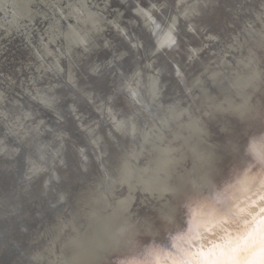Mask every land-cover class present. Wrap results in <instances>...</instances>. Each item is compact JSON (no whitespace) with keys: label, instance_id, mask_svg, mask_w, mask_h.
<instances>
[{"label":"bare ground","instance_id":"1","mask_svg":"<svg viewBox=\"0 0 264 264\" xmlns=\"http://www.w3.org/2000/svg\"><path fill=\"white\" fill-rule=\"evenodd\" d=\"M11 2L26 5L30 0ZM82 2L90 11L96 10V4L103 7L101 0ZM189 2L202 14L190 30L183 15L176 17L181 39L174 54H165L171 48L161 45L170 29L174 37L172 17L180 0H134L133 5L129 0H108L105 15L112 22L106 20L101 25L103 32L93 34L95 44L90 45V52L71 58L62 55L65 49L57 42L62 37L50 21L27 19L23 7L11 28L0 16V60L9 58L16 47L29 49L27 57H32L16 67L21 76L28 73L24 83L22 79L20 85L13 80L9 84L0 77V91L7 97L0 104V217L3 213L16 226V218H22L20 222L24 219L44 228L33 235L32 243L38 245L29 254L31 264H49L59 256L65 238L75 234L82 223L72 208L53 216L39 198L38 178L47 175L43 169L59 164L64 143L66 163H84L80 158L83 150V157L97 167L98 173L78 180L79 207L95 214L99 207L103 211L110 194L122 185L183 178L201 151L203 122L210 117L264 119V0ZM57 19L62 25L77 22L62 10L57 11ZM148 40L152 46L146 51ZM95 65L100 67L93 76L89 67ZM104 82L107 86L100 89ZM160 83L172 95L179 94L178 86L183 88L188 102L164 103L158 91ZM149 89L156 99L146 111L129 102L130 91L144 95ZM137 117L142 118L143 127H138ZM72 124L83 131L85 144L82 136L80 141H71ZM100 124L106 137L109 132L112 135L106 143L98 131ZM250 151L264 157V140L254 141ZM30 169L32 180L27 178ZM261 206L264 172L249 165L230 169L218 186L191 196L185 214L190 219H211L236 208L254 207L259 212ZM50 221L56 227L50 226ZM259 239L249 233L233 245V255L228 256L224 250L232 244L229 237L218 251L210 244L204 259L207 264H238L239 248ZM39 245L43 251L37 249ZM118 264L173 261L152 239L119 257Z\"/></svg>","mask_w":264,"mask_h":264},{"label":"clouds","instance_id":"2","mask_svg":"<svg viewBox=\"0 0 264 264\" xmlns=\"http://www.w3.org/2000/svg\"><path fill=\"white\" fill-rule=\"evenodd\" d=\"M101 4L103 7L96 4V10L90 11L82 0H30L26 5L2 0L0 11L10 28L21 7L29 20L42 17L50 21L62 37L57 41L65 49L62 55L71 58L90 52V45L95 44L93 34L103 32L101 25L106 20L112 22L105 15L108 0H101ZM164 7L161 5V8ZM58 10L66 13L69 19L75 17L76 24H60ZM201 14L189 0H180L176 15L172 17L174 45L165 54H174L180 48L181 36L175 28L176 17L183 15L190 30ZM99 67L90 66L91 75H97ZM153 87H156L155 83ZM164 88L165 85L160 83L158 91L164 103L179 105L188 102L183 88L177 87L178 95L165 92ZM155 99V93L149 89L148 94L137 92L135 96L130 95L129 102L146 111ZM6 100L5 93L0 91V104ZM129 124L132 129L135 128L131 118ZM203 134L205 139L201 143V151L192 169L183 178L134 181L122 185L110 194L103 211L95 214L79 207L78 180L97 173V167L83 157V150L80 151V158L84 163L73 160L66 163L60 159L58 165L43 169L47 175L38 178L41 204L53 216L72 208L82 221L79 230L65 238L60 255L51 259L49 264H118L119 257L133 247L148 244L152 239L159 242L173 264H207L204 253L209 251L210 244L213 250L218 251L231 237L232 244L224 250L226 255L231 256L233 245L239 244L249 233L254 239L259 235L260 239L239 248L236 253L238 264H264V216L260 215L264 213V206L259 212L254 207L236 208L211 219H190L185 214L187 200L197 192L207 193L213 186H218L230 169L251 165L253 169L264 172V157L250 151L254 141L264 140V119L210 117L203 122ZM59 155L58 151L53 160ZM29 172L27 178L32 180L34 174L31 169Z\"/></svg>","mask_w":264,"mask_h":264},{"label":"water","instance_id":"3","mask_svg":"<svg viewBox=\"0 0 264 264\" xmlns=\"http://www.w3.org/2000/svg\"><path fill=\"white\" fill-rule=\"evenodd\" d=\"M129 1L133 5L134 0H129ZM3 15H4V13L2 11H0V16L3 17ZM151 42H152L151 40H148L149 48H147L146 51L150 50V47L152 46ZM33 43H36L35 40H33ZM12 48H14V47H12ZM28 51H29V49L25 50L22 47H16L13 49V52L9 58L4 59L3 57H1L2 59L0 60V77L3 79H7L9 84H10V81L13 80L14 82L17 83V85H20V82L22 81V79H23L22 83H24V80H25L24 75L27 77L28 73H24V75L21 76L17 72L16 67H17V65H24V63L28 62V60L32 58V57H30L28 59V57H27V55H29ZM139 54L142 55L143 53L142 54L139 53ZM105 56L106 55L104 54L103 57H105ZM163 68L167 69V66L163 65ZM106 86H107V82H104L99 86V88L103 89ZM120 100L121 99H119V101ZM119 101H116V103H119ZM79 109H81V111H83V113L86 112L83 105H79ZM24 110L26 111L29 109L25 108ZM24 110H20V113L24 114L22 112ZM126 111H129V110L126 109ZM93 117H95V116H93ZM136 120L138 122V124H137L138 127L144 126V123H143V120L141 117H139V118L137 117ZM101 124H103L102 126H104V123L101 122ZM101 124H100V127L98 128V131H99L100 135H102V137L104 138L105 143H106L107 139L111 138L112 135L109 132V133H107L108 136L106 137V132H103L105 127H102ZM69 131L71 132V135H72L71 141H74V142L80 141L81 136H82V138H83L81 140L82 144L86 143V136L84 135L82 130H81L82 131L81 132L79 129H77V127H75V124H72V127L71 126L69 127ZM70 144H72V143H70ZM64 145H65V143L61 147V150L63 151L62 159H64V150H65ZM111 149H112V147H111ZM112 153H113V151H112ZM73 155H74V158L78 160V157L75 154H73ZM97 173H98V170H97ZM98 209H99V212H101V207L97 208V210ZM6 218L7 217L2 213V215L0 217V233H1L0 234V264H31L29 254L32 253V251L38 245V244L35 245L34 243H32V241L35 238V237H33V235L35 234L36 230L41 231L44 228H40L38 223L25 222L24 219L22 222H20L19 220H21L22 218H16V221L19 222V225L16 226L14 223H11V222L9 223L6 220ZM27 224L29 225L28 229H25V226ZM49 225L50 226L53 225L54 227H56L52 221H50ZM23 228L25 229V231H24L25 233L22 232ZM54 233L52 231V234H54ZM40 246L41 245H39L37 247V249H39L41 251L42 249L39 248Z\"/></svg>","mask_w":264,"mask_h":264},{"label":"snow or ice","instance_id":"4","mask_svg":"<svg viewBox=\"0 0 264 264\" xmlns=\"http://www.w3.org/2000/svg\"><path fill=\"white\" fill-rule=\"evenodd\" d=\"M142 11V10H141ZM145 15H147L146 13H145ZM158 27V26H157ZM174 45V37H173V35H172V31H171V29L169 30V33L167 34V39H166V41L164 42V44H162L161 45V47H169V48H171L172 46ZM130 94L131 95H135L134 93H131V91H130Z\"/></svg>","mask_w":264,"mask_h":264}]
</instances>
